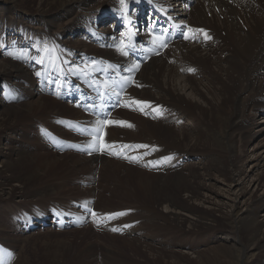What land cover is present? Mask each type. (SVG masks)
<instances>
[{"label": "bare ground", "instance_id": "6f19581e", "mask_svg": "<svg viewBox=\"0 0 264 264\" xmlns=\"http://www.w3.org/2000/svg\"><path fill=\"white\" fill-rule=\"evenodd\" d=\"M38 1L37 8L30 16H26L22 11L17 14V17L20 18L22 25H24L23 28L13 25L9 26V23H7V17L0 16V55L2 56L5 54V47H3V36L10 34L15 35L16 33L21 32L15 30L22 29V39H16V42L14 43L16 47L20 46L22 48L27 60V64L14 62V60H12L10 57L6 59V62L0 61V78L7 77L18 86V90L12 93L11 100L4 96L5 91L0 90V199L3 200L4 198V200L7 199L10 201L15 196L14 198H22V200L20 199L19 202H23V205H27V202L29 203V201H35L32 203L33 206L36 204V202L42 201L40 202L43 205L42 209H40L41 207L39 206V210L37 209V211L32 212L29 211L30 213L28 215L31 217H29L31 219H29L31 226H35L38 221L39 224H41L42 220L48 219V210L50 209L48 206H51V204H48L50 201L46 202V204H43V201H45V199H51L57 202V198L46 197V194H50L47 193L48 191L46 190H42L39 193L34 192L38 189L25 187L26 181L23 178L24 176L15 178L19 184H11L12 179L11 176L9 177L7 175V172L11 170L14 165L19 163L28 162V164L33 165V163L37 161L35 156L42 154L41 151L43 150L44 152L42 156L45 158L43 161L40 160V162L34 166V169L29 172V176L34 175V173V178H40L41 176L45 177L46 174L50 175L49 173H46L47 169L51 166H55L56 164H60L63 160L57 153L54 152L55 150L53 147L55 146H51L50 142H48V140L45 138L44 132L42 130L40 134L39 131L37 132V125L40 123L44 124L45 126L50 125V128L56 130H63L61 123H59L57 120L54 121L53 119L62 117L63 114L60 111L66 108L68 109V114H65V118L77 120L82 119L87 123V125H89V127L94 128L92 123L93 118L85 116V114L80 109H77L76 106L68 105L62 100H58L57 97L55 99L52 96L45 95V93L41 95L40 91L38 90V88H41V86L37 82L33 70H35L36 74L41 73L42 70H45L44 66L49 63V59L51 58L53 52L49 51L47 53L45 50L47 49L45 44L51 42L53 38H57L55 35L56 32H54L56 26L60 27L59 32L63 33L64 35H75L79 29L89 28L87 25H91V20L95 22L103 16L108 15V12H110L111 9H118L121 0H108V2L104 4L98 3L97 0ZM127 1V4H134L139 0ZM173 1L174 3L183 5L184 9H187L188 7L187 0H184L183 3L178 2L177 0ZM192 1L193 0H191V2ZM9 3L15 4L16 1H10ZM195 3H197L194 15L195 17L190 25L192 27H201L203 34L206 33L207 36L211 37V39H207L204 35V42L199 44L195 41H187V38L184 41L176 42L173 47L167 50V53L161 54L160 56H155L150 62H148V64L143 67L138 76V78L142 80L141 82L144 84V87H142L140 90L138 88L134 89L133 87V89L129 91L127 99H130L131 97L133 98V101H142L143 99L150 100L153 102V104H155V106H162L166 108L165 113L162 116L160 115L161 117H153L154 122L146 119L147 117L141 116V119L138 118L140 119L139 124L141 127L150 128L152 124L159 122L158 120H162V123H167V127H160L165 130L167 134H171L172 129L170 127V122L174 123L175 121L179 120L180 117H183L184 119H193L189 120L188 123V126L194 125L197 127V131L195 132L196 134L192 133L193 137L174 135L173 137H170V143H158L161 148H159L158 154L153 156L158 157L160 155H165L164 152H169L171 150L169 153L175 152L180 154V156H184L185 159L199 158V163L195 165L194 168L185 169L182 166L179 167V165L174 167L172 171L176 173L177 177L182 179H192V185L197 191H200L201 188H207V184L205 182H201V178L207 179V177H211V169L217 168L219 170H225V172L228 171L227 173L231 176L232 180L238 183L237 187L239 186L238 189L243 195L245 193V188L242 187L243 185H240L243 184V181L241 180L246 169L239 163L242 155H239L237 152L236 140L239 139L238 137L246 136L248 140H250L252 137L251 131L253 130V126L250 122L251 119L247 112L251 110L264 109V0H195ZM169 5L173 6L171 3ZM184 9H182L183 12H185ZM171 11L175 17L180 19V22L185 23V20H183L181 14L177 12L175 8H173ZM131 15L135 17L137 21H139L138 16L140 13L137 14L134 11L131 13ZM70 16L73 18L72 22L65 23L66 25H64L62 20ZM61 23L63 24L60 25ZM32 24H39L42 26V29L36 36L38 40L33 39L31 41L30 37L24 32V28H31L33 27ZM112 33L114 34L113 31L107 32L104 31L103 28H99L97 37L100 41L109 40V42H111L110 36ZM190 35L191 33H188L187 31L184 34L185 37H189ZM84 36L87 39L89 38L86 33ZM88 40L90 43L93 42L91 39ZM101 45L103 46V43ZM77 49H79L81 52H88L82 50L81 48ZM101 49L105 53H101L102 55L100 56H105L108 59L120 62L125 68H128V66L133 68V65L130 63L132 58L127 57L124 52L121 51L119 43L116 42L114 47H106ZM19 52H22L21 49ZM12 53H14V50ZM224 54H226L225 57H223ZM41 60L43 61L42 63L40 62ZM190 69H192V71H190ZM180 70L185 71V73L187 72L183 78V81H190V83H192L191 86L188 85L189 83L187 82L185 87L196 91V93H199V85L208 84L210 86V92L208 93H211L210 95H212V97L208 96L210 98L207 103L208 105L211 104V107L209 106L211 112L210 116L212 117V119L210 118L211 121L204 120L203 117L197 114V111H193L188 105H186L182 93L178 90L180 87L178 88L176 83V77L181 76L179 75ZM94 71L95 70H93V73H95ZM183 81L181 80V82ZM235 82H238L239 84L237 87L234 86ZM147 85H149L152 90L155 88V91L157 92L152 93L153 91L151 89L150 90L152 92L146 89L145 86ZM23 88L28 89L31 95L36 99H28V101L23 102L21 105H17L15 104V101L19 99L16 94ZM81 90L84 91V88ZM62 98L64 99V97ZM47 108L48 110H46ZM139 113L140 112H134V114L138 115ZM21 114L27 115L23 120L22 126H13L14 124L12 122L14 119L16 117L21 118ZM113 114L114 115L110 121L115 119L116 112ZM214 122H218V125L220 126L219 129L213 128ZM77 126V128L84 127L80 124H77ZM152 128L153 127H151V129ZM61 135L69 139L80 140L81 142L80 145L77 146L78 150L76 149V152L82 151L85 153H76V155H74L75 153L66 154L68 156H75L73 159V167L79 172H77L78 176L75 179L76 181L71 183L68 181L67 183L62 181L64 177L69 175V170L73 169V167H67L61 175L63 177L62 180L58 179L55 182L54 178L53 181L55 183H53V185H58L60 189L65 190L66 193L68 191L73 193L76 192L75 190H78L81 196L79 199L84 200V202H81V200L80 202L87 205L94 200L95 194L98 190H100V188L107 187V184L102 183L100 179V182L98 181V184L95 186V172H97L99 169H101L104 174L111 171L116 172V169H118L120 167L119 165L122 164L120 161H118V159H111L108 157L100 158L97 154L92 155V157L90 156L91 158H88L87 153L93 149L87 147L92 141V137L87 133L82 134L66 128L65 133H62ZM112 135H115V132H112V134L109 136L107 133L105 134V138L108 140V142H113L111 137ZM184 141L186 142L183 144ZM97 145L98 142L96 147ZM203 147H210V149L204 150L205 148ZM49 148L54 153L51 151L47 152V149ZM29 159L34 160L31 161ZM263 159V154L255 156L254 160L256 162L254 168L255 166H258L260 161ZM223 161H226L228 165H226V163ZM109 165L112 166V168L114 166V169L109 171ZM123 168H125L127 171V178L135 179L138 182L140 181V184H145L143 178L151 176L150 174H146L145 172L136 170L132 167L126 168V165L123 166ZM42 169L45 170V173L42 171ZM164 178L165 176L161 178L162 182ZM178 182H180V180ZM81 184L86 185L83 186ZM148 184L149 183L146 182L147 186ZM50 189L53 190V186L50 187ZM31 196L38 197L34 200H31L33 199L30 198ZM194 196L195 195L190 194L189 192L187 195V202L193 200ZM101 198L105 197L101 196ZM71 199L74 201L78 200V198H72L71 196L68 197L67 195L62 196L61 200H59L68 203ZM173 199L171 197L165 196L161 200L159 199L158 203L160 205L165 203L170 208L176 207V201ZM168 202L170 203L168 204ZM233 205H235V203ZM8 206L11 207L10 203L8 202L5 203V205L4 203L1 205V214H10L13 212L14 216H17L19 214H15V212L22 209L20 208L15 210L13 209L14 207L7 209ZM15 206L17 207L22 205L16 204ZM129 206L136 205L129 204ZM263 206L264 195L258 197V199H254L242 214L232 218L233 220L231 223H236V226L234 224V226L230 228L224 224L221 227L222 230L216 232L219 234L217 237L219 240L223 239L232 241V245H227L226 243H222L220 245V249L223 248L224 254H229L231 257L230 260L226 261V264H237L238 260V262H241V258H238L237 256L240 254L246 255L248 254L247 252L251 253V251L255 252V250H258L260 254L264 256V229L262 228V224L257 217L258 212ZM127 208L129 209L130 207ZM101 212L106 213V211ZM10 216L7 224H13L11 228L4 226L0 230L13 231L18 229L21 231V227L19 226L20 222H17V218L14 219V216L12 219H10ZM161 216L166 217L169 222L171 221L176 226L185 228L184 224L186 222V218L182 217L181 213L177 212L175 208L170 210L169 215ZM80 217L88 220V216L85 213H81ZM137 217L138 216L134 214L133 210V213L127 218H124L123 222H134L138 220ZM225 219L227 220V217H225ZM195 220L196 221L191 223V229L194 228L193 230H195L196 227H201L200 225L202 219L200 218ZM202 221L207 224V221L204 219ZM144 226L146 227L145 223ZM92 227L93 225L88 228V231H90ZM209 227L210 226L204 228ZM84 228L82 231L78 230L75 232L85 233L86 231ZM141 229H145L143 228L142 224H140L138 227L135 226L132 229V232L127 234L130 238H134L132 240L126 239V237H124V239L117 235H110L108 232H106V234L108 233V238L121 239L125 243L135 245L137 248L139 247L137 245L139 242L138 238L142 236V238L145 237L147 240L154 235V231H145L143 233L141 232ZM196 229L198 230L199 228ZM105 230L106 229H104V233ZM22 231L24 232V230ZM243 236L245 238V242L241 243L239 246H236L235 242H241V240H243ZM146 240L143 241L145 242L143 244H145V248L147 247V249L142 248V250L152 253L155 249L148 247L149 244L146 243ZM91 244L92 242L87 239L85 251H89L88 247H90ZM103 245L106 249L104 255L106 257H110L108 254L110 251H113L114 248H112V246H106L105 243ZM13 246L15 247V244H12L10 248L14 253ZM154 252H156V250ZM112 255L113 254H111V256ZM156 255L164 256V253L156 252ZM182 257H184L183 259H186L187 255L182 254ZM241 264H264V261L262 258L254 257L251 258L250 261H243L242 259Z\"/></svg>", "mask_w": 264, "mask_h": 264}, {"label": "rangeland", "instance_id": "374dc122", "mask_svg": "<svg viewBox=\"0 0 264 264\" xmlns=\"http://www.w3.org/2000/svg\"><path fill=\"white\" fill-rule=\"evenodd\" d=\"M10 1H16V3L11 4L9 3ZM167 1L173 4L177 12H179L183 20H185V23H188L189 25L192 23V20L195 17L194 15L197 7V3H195V0H193L192 2L191 0H187L188 4L185 3L188 5L187 9H184V6L180 5L179 3H174L173 0H167ZM177 1L183 3L184 0H177ZM38 2H39L38 0H33V1L32 0H0V16L7 17V23H9V26L13 25L16 27L18 26L23 28L24 25H22L20 18L17 17V14L20 11H22L25 13L26 16H30L33 13V11L37 8ZM97 2L104 4L108 2V0H97ZM182 9H184L185 12H183ZM139 19L141 18L139 17ZM72 20L73 18L72 16H70L63 19L62 21L64 25H66L65 23H70L72 22ZM96 22L97 21H95L94 24ZM63 23H61L60 25H62ZM32 26L33 27L31 28H24V32L26 33V35L30 37L31 41L33 39L38 40L36 36L42 29V26L39 24H32ZM87 26L90 27V25ZM99 28H103L104 31L107 32L112 31L111 24L108 25L102 23L100 24ZM59 31H60V27L56 26L54 32H56L55 35L57 36V38L56 39L53 38L51 42L45 44L46 48H49V51L54 52L55 50L53 46L55 43H57L61 46L67 45L72 48H81L82 50L88 51L91 54L102 55L103 53H105L102 51V49L96 47L93 44V42L90 43L89 40L85 38L84 35L86 32L83 29H79L77 34L75 33V35L74 34L64 35ZM8 36L16 38V34L15 35L10 34ZM225 55L226 54H224L223 57H225ZM16 60L17 59H15L14 62H18V60L17 61ZM0 61L6 62V59H4L3 56L0 55ZM186 74L187 73H185V71L180 70L179 75L181 76L176 77L177 79L176 83L178 85V88L180 87V89H182V90L180 89L178 90L182 93L186 105H188L193 111H197V114L203 117L204 120L211 121L210 118L212 119V117L210 116L211 112L209 109V106L211 104L208 105L207 103L209 98L212 97V95H210L211 93H208L210 92V88H209L210 86L208 84L199 85L200 86L199 93H196V91L188 87H185V84L187 82L189 83L188 85L192 86V83H190V81L187 82L183 81V78ZM181 80L183 82H181ZM4 81H8L11 85L9 83H5ZM238 85H239L238 82L234 83L235 87H237ZM5 87L7 90L11 91L12 93L18 90V86L15 85L13 81L8 79L7 77L0 78V90L5 91L4 90ZM142 87H144L143 83H142ZM142 87L137 86L139 90ZM145 87L148 90L150 89L152 90V88H150L149 85ZM155 90L156 89L154 88L152 90L153 92L152 91L151 92L152 93L157 92ZM40 94L43 95L42 93ZM16 96L19 99L15 101V104L17 105H21L23 102L28 101V99L31 100L36 99L34 98V96L31 95L30 91L26 88H23L21 91H19L16 94ZM67 104L73 105L70 103ZM48 108L46 110H48ZM77 109L79 108L77 107ZM60 112L63 114L62 117L64 118L66 117L65 114H68L67 113L68 109L64 108ZM247 113L251 119V121L250 120L249 121L252 123L253 126V130L251 131L252 137L250 140H248L246 136L238 137L239 139L236 140L237 152L239 153V155H242V157L239 160V163L246 169L245 174L242 176V180H241L243 181V184L240 185V186L243 185L242 187L245 188L244 189L245 193L243 195L241 194V191L238 189L239 186L237 187L238 183L234 182L231 176L227 173L228 171L225 172V170H219L217 168L211 169L210 171L211 177L209 178L207 177V179L201 178V182H205L207 184V188L205 189L201 188L200 191L199 190L197 191L196 188L192 185L193 184L192 179L179 178L176 176V173L172 171L174 167H176L177 165L175 166L172 165L173 168L169 170L167 169L168 171L165 169H162V171L160 170L155 171V169H149L141 165L139 166L129 165L124 163L122 160L118 159V161H120L122 165H119L120 167L116 169V172L111 171L104 174L101 169L95 172L96 174L95 177L96 182H94L95 186L98 184V181L100 179L102 183L107 184V187L100 188V190L96 192L94 200L91 202L92 204L91 203L88 204L92 207H95L99 211H106V213H110L117 210H124L125 208L130 207L129 209L134 210V214L138 216L137 219L141 221L136 227L142 224L143 228H145L143 230L141 229V232L143 233L145 231L146 232L154 231L153 232L154 235L152 237L148 238L147 240L145 239V237H143L144 238L143 239L142 236L138 238L139 242L137 243V245L139 247H137L138 248L137 249L135 245L130 243H125L121 239L118 238L111 239L107 237V234L109 233L110 235H117L120 236L121 238L126 237V239L129 240L134 239V238H130L129 235H127L128 234L127 232L120 233L119 231H112L111 229H109V227H107L108 229H106L104 233V230H101L102 228L98 229L97 227L94 226L90 231H88V228L91 227L90 222H84L83 224H81L80 227H76V228L45 227V229L41 227L39 223H37L34 227L27 230L26 227H24V225L25 223H28L31 220L30 219L31 217L28 215L30 213L29 211L31 212L37 211V209L40 207H41L40 209H42L43 205L42 203H40L42 201L36 202L34 206L32 205V203L35 201H29V203L27 202V205L26 204L23 205V202H19V200L20 199L22 200V198H18V197L14 198L15 197L14 196L13 199H11L10 201H8L7 199L4 200V198L3 200L0 199L1 201L0 210L2 208L1 205L3 203L5 205V203L7 202L10 203L11 205V207L8 206L7 209L13 207H14L13 209L15 210H18L20 208L22 209L15 212V214H19L17 216L16 215L14 216L13 212H11L10 214L8 213L1 214L0 211V229H2L4 226L11 228L13 224H7V221L9 220V216L12 214L10 216V219H12L13 216L14 219L17 218L16 221L20 222L19 226L21 227L20 229L21 231H19L18 229L17 230L15 229L13 231L0 230V250H3L2 252H0V264H226V261L230 260L231 257L229 256V254H224L223 248L220 249V245L222 243H226L227 245H232V241L223 240V239L219 240L217 238L219 234L216 232L222 230L221 227L224 224L225 226L230 228L233 227L234 224L236 226V223L233 224L231 223V221L233 220L232 218L236 217L239 214H242L254 199H258V197L264 195V159L260 161L259 165L255 166L254 168L256 162L254 160V157L261 154L264 155V109L251 110L248 111ZM20 116L21 118L16 117L14 119V121L12 122L14 124L13 126L15 127L22 126L23 120L27 115L21 114ZM116 116L119 118L127 119L128 120L127 123L132 124L133 127L129 129H124V124H117L119 126H123V128L108 127L106 131L108 136L111 135L112 132H115V135L111 136L113 141H138V142H143L145 145H149L147 143H151V142L157 144L162 142L164 144H167L170 143V137H173L174 135L175 136L184 135V137H188V136L193 137L192 133H195L197 131L196 130L197 127H195L194 125L188 126L189 120H193L191 118L184 119L183 117H180L183 120L175 121L174 123L170 122L172 133L167 134V132L161 128V127L163 128L167 127V123L164 122L162 123V120H158L159 122L154 123L155 125L152 124L151 127L153 128L151 129V127L148 128V127L140 126L139 120L142 118L141 113H139V115L134 114L133 111L124 110V108H122L116 111ZM56 119L53 120L56 121ZM97 121L98 120L93 119L92 123L94 127ZM38 125H37V132L39 131L40 134V129H41L40 127L41 125L44 124L39 123ZM49 126L47 127L50 128ZM61 126L63 127V130L60 129L56 130L53 128L50 129H52L53 131L59 134L65 133L64 125ZM219 127L220 126L218 125V122L217 123L214 122L213 128L219 129ZM185 142L186 141H184L183 144ZM203 148H205L204 150L210 149V147L209 148L203 147ZM50 151H51L50 148L47 149V152ZM43 152L44 150L41 151L42 154ZM54 152L57 153L63 160L60 164H56L55 166H51L50 168L47 169L46 173H49L50 175L46 174L45 177L41 176L40 178L38 177L34 178L35 175L34 173V175L29 176V172L34 169V166L37 165V163L40 162V160L43 161V159L45 158L44 156H42V154H39V156H35L37 161H35L33 165L28 164V162L14 165L12 169L7 172V175L9 177L11 176L12 179L11 184H19L17 183L18 181L15 178L24 176L23 178L26 181L25 187L38 189L37 191L34 192H39V193L42 190L43 191L46 190L48 191L47 193H50V194H46V197L57 198V202L51 199L50 200L45 199V201H43V204H46V202L50 201L48 202V204H51V206H48V208H56V209L65 208L66 210H72V209L74 210L77 203L84 202L83 199H79V197L81 196L78 190H75L76 192L73 193L69 191L66 193L65 190L60 189V187L58 185L56 186V184L53 185V183H55L58 179L62 180L63 177L61 175L65 171V168L74 166L73 159L75 156L73 155L68 156L66 154L75 153L74 155H76V152H73L72 150L63 151V152L55 150ZM169 152H164V153L168 154ZM99 154L102 153L97 154L100 158L108 157L113 159L108 155H104V154L99 155ZM91 157L88 155V158ZM29 160L33 161L34 159H29ZM223 162L226 163V161ZM198 163H199V158H193L182 167H184L185 169H191L194 168V166L197 165ZM125 165L126 168L132 167L136 170L145 172L146 174H150L151 176L143 178L145 184H140V181L138 182L135 179L127 178V171L125 168H123V166ZM226 165H228V163H226ZM108 168L110 171L114 169V166L112 168V166L109 165ZM42 171L44 172L45 170L42 169ZM77 172L78 171L75 170L73 167V169L69 170V175L67 177H64L65 180L63 178L62 181L66 183L67 181L69 183L76 181L75 179L78 176ZM163 176H165V178L162 182L161 178ZM53 179L55 182L53 181ZM179 180L180 182H178ZM146 182L149 183L148 186L146 185ZM81 185L84 186L86 184H81ZM52 186H53V190L50 189V187ZM189 192L190 194H193L195 196L193 200L187 202L188 200L187 195L189 194ZM65 195H67L68 197L71 196L72 198L74 197L78 198V200L74 201L71 199L69 200L70 202L66 203L63 201L64 202L63 203L60 200L62 196ZM101 196L105 198H101ZM165 196L171 197L172 199L174 198L176 201L175 204L177 206L170 208L165 203L160 205L158 203V200L159 199L161 200ZM37 197L38 196H31L30 198H33L31 200H34ZM169 203L170 202H168V204ZM234 203L235 205H233ZM16 204H20L22 206H17L19 207L17 208L15 206ZM129 204H134L136 206H129ZM173 208H175L177 212L181 213L182 217L186 218V222L184 224L185 228H180L175 224H173L171 221L169 222L166 217L161 216V215L164 216L169 215L170 210H173ZM224 216L227 217V220L225 219ZM257 217L260 223L262 224V228L264 229V206L258 212ZM200 218L202 220L204 219L205 221H207V224L201 220V225H200L201 227H196L199 228L198 230L196 228L195 230H193L194 228L191 229L192 227L191 223L193 221H196L195 219H200ZM97 220H100V218H97ZM127 223H129V221H127L126 224ZM144 223L146 227L144 226ZM207 226L210 227L204 228ZM83 228L86 231L85 233L75 232L78 230L82 231ZM22 230H24V232ZM106 232L108 233L106 234ZM87 239L92 242L90 247H88L89 248L88 252L87 250L85 251V248L87 246L86 245ZM244 239L245 238L243 236V240H241V242L240 241L235 242L236 246H239L241 243H244L245 242ZM145 240L146 243L150 245V246L148 245V247L154 248L157 253L159 252L164 253V256L156 255V252H154L155 250L152 253L149 251H143L142 248L147 249V247L145 248V244H143L145 243L143 242ZM104 243L106 244V246H112V248H114V250L110 251L108 254L110 257L108 256L106 257L104 255L106 252V249L104 248L105 246L103 245ZM12 244H15V247L13 246L14 253L10 248ZM253 252L254 251H251V253L247 252L248 254L246 255L240 254L239 255L240 257L237 256L238 258H241V262H238L239 261L238 260L237 264H241L242 259L243 261L245 260L250 261V259L254 257L262 258V260L264 261L263 259L264 256L260 254L258 250H255L254 253ZM111 254L113 255L111 256ZM182 254L187 255L186 259H183L184 257H182Z\"/></svg>", "mask_w": 264, "mask_h": 264}, {"label": "snow or ice", "instance_id": "6c2138e0", "mask_svg": "<svg viewBox=\"0 0 264 264\" xmlns=\"http://www.w3.org/2000/svg\"><path fill=\"white\" fill-rule=\"evenodd\" d=\"M124 0H121V3H123ZM197 31H200V32H203V30H197ZM205 37L207 39H211L210 36H207L206 33H204ZM186 39L187 38H190V37H185ZM154 42H159L162 44V46H165L166 47V44H164L163 42V37L162 36H155L154 37ZM47 51V49H45ZM124 50V46L121 45V51ZM10 55H14V53H9ZM125 55H127V52H124ZM41 63L43 62L42 60L40 61ZM139 65H133V68H138ZM133 69H129V71H132ZM190 71H192V69H190ZM37 75H40V73H37ZM105 87H110V85L105 82ZM132 103L134 104H137V105H140V104H143L144 102H141V101H133ZM141 111H143V107H141L140 109ZM157 112H158V115H163V112L162 111H159V109H157ZM107 123H120V124H127V126L131 127L132 125L131 124H128L127 122H124V121H100L98 120L96 122V125L93 129L91 130H88V129H84V128H77L78 131H81V132H87L88 135H90L92 137V141L88 144V148L90 149H93V150H104V149H100V148H97L96 147V144L97 142L99 143H103V137L100 135V133L103 131V128L104 126L107 124ZM73 127H75V125H73ZM75 147V146H74ZM105 148L107 149H111L113 146L112 145H105L104 146ZM122 147H131V146H128V145H125V146H122ZM136 147H140V148H148L150 147L149 145H138ZM116 154H120V153H116ZM126 159H129V160H132V161H136L139 159V157H134V156H125ZM164 161H170L172 159V157H164L163 158ZM155 166V165H154ZM114 231H116L117 229H113ZM3 250H0V252H2Z\"/></svg>", "mask_w": 264, "mask_h": 264}]
</instances>
